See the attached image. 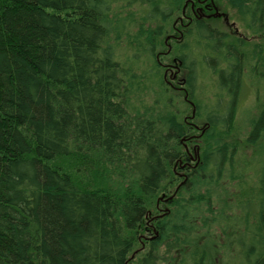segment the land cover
I'll return each instance as SVG.
<instances>
[{
	"label": "trees",
	"instance_id": "16d2710c",
	"mask_svg": "<svg viewBox=\"0 0 264 264\" xmlns=\"http://www.w3.org/2000/svg\"><path fill=\"white\" fill-rule=\"evenodd\" d=\"M0 264H264V0H0Z\"/></svg>",
	"mask_w": 264,
	"mask_h": 264
},
{
	"label": "rangeland",
	"instance_id": "374dc122",
	"mask_svg": "<svg viewBox=\"0 0 264 264\" xmlns=\"http://www.w3.org/2000/svg\"><path fill=\"white\" fill-rule=\"evenodd\" d=\"M225 10H226V8H225ZM229 11H231V10H229ZM186 14H187V12H186ZM218 19H219V21L218 20H215V21L218 23L219 26H221L225 29L227 28V30H229V31L234 30V33H236V34H242V35L248 34L250 36V34L244 30V28L240 25V23L236 19H234L232 17H229V18H227V17L223 18L222 17V19L221 18H218ZM164 60H165L164 63L168 64L166 57L164 58ZM255 98H256V95L254 94L249 99L244 101L242 104V108H241V112H240L239 125L243 128L247 125L249 117L252 114H254ZM206 262L207 263L209 262V254H207V252H206Z\"/></svg>",
	"mask_w": 264,
	"mask_h": 264
}]
</instances>
